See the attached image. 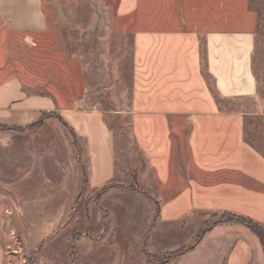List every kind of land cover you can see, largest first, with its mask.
Masks as SVG:
<instances>
[{"label":"crops","instance_id":"obj_1","mask_svg":"<svg viewBox=\"0 0 264 264\" xmlns=\"http://www.w3.org/2000/svg\"><path fill=\"white\" fill-rule=\"evenodd\" d=\"M118 1L119 16L129 20L132 31L129 115L135 150L131 163L120 165L123 130L118 135L99 112L66 111L65 119L85 146L88 187L100 191L115 183L103 198L106 209L112 213L113 205L126 204L125 217H137L134 229L138 216L153 223L158 206L162 237L171 234V226L186 235L174 247H164L157 237L167 251L193 243L209 215L231 213L264 226V155L245 138L246 122L254 114L242 110L260 100L253 71L260 15L251 10V0ZM47 28L42 0H0L2 33L33 38ZM23 87L18 78L0 83V125H31L57 110L52 98L28 96ZM36 166L37 176L14 180L2 163L0 193L24 200L33 198L32 184L44 189L42 181L50 184L47 188L59 179L65 183V176L45 179ZM134 171L139 173L136 191L129 188ZM76 176L73 196L79 184L82 190L87 187L84 168ZM189 259L196 264H264V253L248 229L219 227L178 264Z\"/></svg>","mask_w":264,"mask_h":264},{"label":"rangeland","instance_id":"obj_2","mask_svg":"<svg viewBox=\"0 0 264 264\" xmlns=\"http://www.w3.org/2000/svg\"><path fill=\"white\" fill-rule=\"evenodd\" d=\"M42 2L48 24L45 34L25 38L2 33L0 29V83L18 78L28 96L50 97L57 110L42 114L31 125L8 126L18 132L6 131L7 126L0 125V145L15 146L10 151L0 146V166L4 163L7 176L18 180V175L37 176L34 169L39 161L45 179L65 176L66 181L56 180L48 188L50 184L42 181L44 189L32 184L30 199H17L15 195L14 199L11 193H0V264H178L182 257H169L193 246L206 222L188 247L167 251L158 246V240L164 247H174L183 244L186 235L171 226L176 231L162 237L158 206L153 223L149 225L147 217L138 216L134 229L137 217H125L126 204L113 205L112 213L106 209L103 198L115 183L100 191L91 190L87 184L82 190L83 184H79L81 187L73 196L76 175L84 168L87 179L89 162L84 143L75 139L73 128L64 117L66 111L99 112L109 128L117 129L118 135L123 130L119 141L124 153L117 159L122 166L125 161L131 163L130 152L135 149L129 115V20H121L118 0ZM251 2L264 17V0ZM255 70L260 100L245 104L242 110L254 114L246 122L245 138L264 155V49L256 56ZM138 178V171H134L131 190H140ZM213 216L209 215L207 221ZM55 222L59 224L55 226ZM145 224L149 226L145 228ZM157 237L162 239L156 240ZM181 264L196 261L189 259Z\"/></svg>","mask_w":264,"mask_h":264},{"label":"trees","instance_id":"obj_3","mask_svg":"<svg viewBox=\"0 0 264 264\" xmlns=\"http://www.w3.org/2000/svg\"><path fill=\"white\" fill-rule=\"evenodd\" d=\"M250 8H251V10H253L259 14V12L253 7L252 2L250 5ZM261 49H264V17L259 18V23H258L257 33H256L255 54L253 57V71H254L255 77L257 78V81H258V77H257V73L255 70V59H256V56L258 55V53ZM40 123H41V121H39L38 124H40ZM64 124L66 125V123H64ZM7 130H11L13 132L14 131L18 132L12 128L10 129L9 127H6V131ZM72 132L74 135L75 133H74L73 129H72ZM75 139H76V137H75ZM86 184H87V179H86V175H85L84 176V185H86ZM232 226H242V227L248 229L249 231H251L258 238L260 245H261V248H262L263 253H264V226H262L260 223L254 221L248 217L238 216V215H234L231 213H222V214H214V216L209 221H207L205 223L203 230L198 234L196 241H195L193 246H191L188 249L181 250L175 254H172L169 257L170 260L175 259V258L184 257L185 255L192 252L201 243V241L204 239V237L209 232H211L213 229L219 228V227H232Z\"/></svg>","mask_w":264,"mask_h":264}]
</instances>
